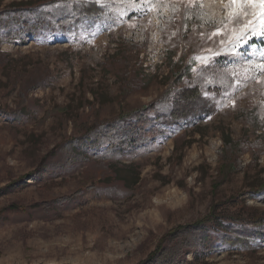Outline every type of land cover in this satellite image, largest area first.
<instances>
[{
  "label": "rangeland",
  "instance_id": "obj_1",
  "mask_svg": "<svg viewBox=\"0 0 264 264\" xmlns=\"http://www.w3.org/2000/svg\"><path fill=\"white\" fill-rule=\"evenodd\" d=\"M41 1L0 0V11ZM108 1L112 16L71 33L0 44V264H154L164 249L174 264H264L261 240L188 246L222 230L212 216H264L261 6L235 23L239 6L213 0ZM187 85L215 110L136 151L86 148L91 127ZM77 139L87 157L71 153Z\"/></svg>",
  "mask_w": 264,
  "mask_h": 264
},
{
  "label": "trees",
  "instance_id": "obj_2",
  "mask_svg": "<svg viewBox=\"0 0 264 264\" xmlns=\"http://www.w3.org/2000/svg\"><path fill=\"white\" fill-rule=\"evenodd\" d=\"M116 7L117 3L108 0H43L11 6L0 11V44L15 38L25 42L26 36L48 39L54 34L65 35L73 32L82 22H95L112 16ZM208 89L213 93L222 91L221 86H209ZM159 97L150 106L128 115L125 113L116 120L100 123V128L93 134L94 126L88 129L90 132L85 137L86 148L97 152L105 147L100 152L102 156L136 151L165 133L166 127L208 115L215 110L213 99L205 96L203 90L196 85L175 88ZM225 135V143L232 146L230 134ZM71 151L74 156H86V152L81 150L79 139L75 140ZM257 190L264 192V186ZM209 221L215 222L222 230H206L194 237L195 241L188 245L189 248L204 252L228 244L250 249L258 240L264 241L263 215L252 217L241 224L227 223L224 220L217 224L216 216H212ZM176 254L177 252L171 253L164 249L156 256L154 264H174Z\"/></svg>",
  "mask_w": 264,
  "mask_h": 264
},
{
  "label": "snow or ice",
  "instance_id": "obj_3",
  "mask_svg": "<svg viewBox=\"0 0 264 264\" xmlns=\"http://www.w3.org/2000/svg\"><path fill=\"white\" fill-rule=\"evenodd\" d=\"M141 2L146 5H152L153 3H156V4L186 3V4L196 5V4L203 3L204 0H141ZM213 2H219V3L227 4L230 6H239V7L234 8V11L232 14V21L235 23H240L241 17L248 15V12L246 8L244 7L248 5H260L261 6V18L264 19V0H213ZM248 23H251V21H249ZM253 34L255 35L257 33L253 32ZM259 35H264V32L259 33ZM259 67L261 69H264V64H261Z\"/></svg>",
  "mask_w": 264,
  "mask_h": 264
}]
</instances>
